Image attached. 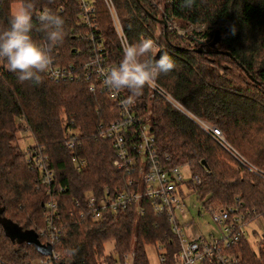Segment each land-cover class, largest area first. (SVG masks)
Listing matches in <instances>:
<instances>
[{"label": "trees", "instance_id": "1", "mask_svg": "<svg viewBox=\"0 0 264 264\" xmlns=\"http://www.w3.org/2000/svg\"><path fill=\"white\" fill-rule=\"evenodd\" d=\"M19 2L0 0V27L8 26ZM112 3L128 43L157 38L155 58L167 52L174 60L175 68L160 74L158 85L193 115L217 126L227 144L264 175V0H194L191 8L182 6L184 0ZM47 9L64 20V40L52 55L61 62L75 59V49L84 43L79 37L84 28L78 22V0H36L31 35L37 42L45 39L37 16ZM95 15L115 66L123 51L103 0H95ZM165 20L171 25L177 21L182 26H214L221 36L213 47L195 39L190 45L173 26L164 29ZM197 44L203 50H197ZM125 94L131 95L126 89ZM135 102L139 112L147 115L160 156L169 164L185 165L191 176L197 175V182L188 181L189 192L209 206L239 204L249 217L262 214L263 176L238 165L189 117L160 95H151L147 86ZM117 115L109 95L89 91L83 79L55 81L46 72L39 84L21 83L6 62H0V218L11 221L22 234L34 233L41 243L47 242L38 233L46 224L41 208L44 188L39 171L26 156L30 147L40 149L54 170L51 186L64 226L53 245L57 257L52 264H99L103 256L111 263L115 255L130 249L135 251V264H150L148 250L154 244L165 243L168 258L175 250L165 217L155 214L148 199L142 201L143 212L130 207L98 220L79 216L75 201L87 190L125 186L126 173L112 165L110 139L99 135V124ZM21 129L34 140L27 150L16 142ZM71 131L79 141L75 154L85 161L81 169L75 168L73 153L65 145ZM59 184L64 190L56 193ZM110 241L113 246L107 252ZM236 247L239 264H264V254L251 249L246 239L240 238ZM44 255L28 237L11 238L0 221V259L26 264Z\"/></svg>", "mask_w": 264, "mask_h": 264}, {"label": "built area", "instance_id": "2", "mask_svg": "<svg viewBox=\"0 0 264 264\" xmlns=\"http://www.w3.org/2000/svg\"><path fill=\"white\" fill-rule=\"evenodd\" d=\"M103 1L123 51V47L128 41L115 7L112 0ZM78 4V22L84 28L83 32L79 33V37L84 40L83 46L75 49L76 58L73 60L61 62L53 56V64L47 74L55 81L83 79L88 83L89 91H103L109 95L118 108V115L106 124L102 122L99 124V135L109 138L111 141L114 152L112 157L114 169L126 173L124 187L114 186L111 188L105 185L98 190H87L80 199H76L75 204L80 208L79 216L98 220L111 212L130 207H135L137 211L143 212V199L150 200L155 214L165 217L176 245L171 257L168 258L165 243L154 244L160 264H239V255L235 253L236 244L240 238H244L248 242L245 236L248 229L247 223L256 220L254 224L257 227L250 228V232L256 236V240L254 245L249 242L248 245L251 249L264 254V210L261 215L249 217L248 211L243 210L239 204L213 207L203 203L217 228L216 233L208 232L207 235L188 228L192 224L190 219L180 222V216L183 215L184 210L178 194L182 193L181 183L185 180L178 170L179 165L169 164L166 158L160 156L154 133L146 118L147 115H142L139 112L136 102L132 105L126 104L128 97L125 90L116 94L104 85L100 69H107L114 64L110 60L108 48L98 32L95 0H78ZM162 25L164 29H170L171 26L176 27L167 20ZM175 30L180 36L186 32L182 28H175ZM206 34L198 40L205 39ZM188 38L189 36L186 34L185 39L189 42ZM152 40L159 46L158 39L153 38ZM190 43L193 45L192 42ZM146 86L151 95H160L172 107L189 117L200 130L228 151L238 165L264 177L227 144L223 133L217 126L189 112L159 86L156 80ZM73 132H69L65 139V145L73 153L72 161L75 168L81 169L85 161L75 154V149L79 147V141L76 132ZM27 153L30 165L39 171V181L44 188L45 198L41 203V208L46 224L38 233L47 240L45 244L51 245V253L30 260L26 264H52V258L57 257L53 245L59 239L64 227L59 221L58 201L54 188L51 186L53 173L47 162V156L42 155L40 149L30 147ZM189 181L197 182V175H192ZM63 190L64 186L59 184L56 193ZM257 221H260V225ZM0 264L10 263L0 259ZM99 264H135V251L130 249L120 256L115 255L111 263L106 259V256H103L100 258Z\"/></svg>", "mask_w": 264, "mask_h": 264}, {"label": "clouds", "instance_id": "3", "mask_svg": "<svg viewBox=\"0 0 264 264\" xmlns=\"http://www.w3.org/2000/svg\"><path fill=\"white\" fill-rule=\"evenodd\" d=\"M194 0H184L183 7L191 8ZM36 0H20L10 13L7 27H0V62H6L10 72L17 74L19 82H42V74L50 71L53 64L52 50L64 40V20L51 9L42 11L37 19L40 31L45 34L43 42L33 39V10ZM158 46L152 39L126 43L119 63L107 69L101 68L103 83L118 94L128 90L126 104L135 103L146 85L152 84L160 74L175 68V62L167 52L158 59Z\"/></svg>", "mask_w": 264, "mask_h": 264}, {"label": "rangeland", "instance_id": "4", "mask_svg": "<svg viewBox=\"0 0 264 264\" xmlns=\"http://www.w3.org/2000/svg\"><path fill=\"white\" fill-rule=\"evenodd\" d=\"M18 4L19 3H16L14 5L13 10L17 7ZM161 4H162V2L160 3V5ZM174 25L176 26L175 28H179V29L182 28V29L186 30L185 34L182 37H185L186 34H188L189 42L187 40L186 41L190 45H191L190 42H192V39H195L197 43H201L198 39L200 37H203L205 35V32L207 31V29H209L206 24H193L194 26L188 24V25L182 26L181 24H179L176 21L174 23ZM211 28H215V27L212 26ZM175 32H176V30H175ZM18 135L19 136H18L16 142H18L22 148L27 150L29 148V146L32 145L34 142L33 137L29 134L28 131H25L24 129H21L18 132ZM26 154H27L26 156H28L27 152H26ZM47 162H48V159H47ZM178 170H179L180 174L182 175L183 179L185 180L184 182L181 183L182 193L178 194V197L180 199V203H181L183 210H184L183 215L180 216V222H185V221H188L190 219V221H192V224L188 228H193L194 230L201 231L205 235H207L208 232L216 233V231H217L216 224L210 218V215H209L207 209L203 206V202L200 201V199H198V197L196 196V194L194 192H192V191L189 192L190 188L187 186L189 183L188 181L191 178V175H190L187 167L185 165H179ZM52 173H53V180H54V170L53 169H52ZM255 221L256 220H251L249 223H247L248 229H247V232L245 234L248 242L251 245H254L255 240H256V236L252 232H250V228L251 227L254 228L253 226H254ZM112 246H113V243L111 241L107 242L106 243V251L108 252L109 250H111ZM148 260H149L150 264H160L157 251L153 247H150L148 250Z\"/></svg>", "mask_w": 264, "mask_h": 264}, {"label": "water", "instance_id": "5", "mask_svg": "<svg viewBox=\"0 0 264 264\" xmlns=\"http://www.w3.org/2000/svg\"><path fill=\"white\" fill-rule=\"evenodd\" d=\"M220 36H221V33L219 29L213 28L207 31V37L204 40L209 47H213L215 43L218 42V40L220 39ZM197 50H203L202 46L201 45L197 46ZM201 162L203 163V160H201ZM0 221L2 222L4 229L10 235L11 238L16 239V240H21L24 237H28V239L33 241L36 247L39 250H41L43 253L45 254L51 253V245L41 243L37 239V236L34 233L27 232V233L22 234V232L19 231L18 227L15 224H13L11 221H9L8 219L0 218Z\"/></svg>", "mask_w": 264, "mask_h": 264}, {"label": "flooded vegetation", "instance_id": "6", "mask_svg": "<svg viewBox=\"0 0 264 264\" xmlns=\"http://www.w3.org/2000/svg\"><path fill=\"white\" fill-rule=\"evenodd\" d=\"M205 37H207V34H206V36H205ZM205 37H204V38H205ZM200 42H201L200 44H205V45H207L204 39H203V40H201ZM207 46H208V45H207Z\"/></svg>", "mask_w": 264, "mask_h": 264}, {"label": "crops", "instance_id": "7", "mask_svg": "<svg viewBox=\"0 0 264 264\" xmlns=\"http://www.w3.org/2000/svg\"><path fill=\"white\" fill-rule=\"evenodd\" d=\"M257 222H258V224L260 225V221H257ZM254 226H255V227H257V225H256V224H254ZM258 227H259V226H258Z\"/></svg>", "mask_w": 264, "mask_h": 264}]
</instances>
